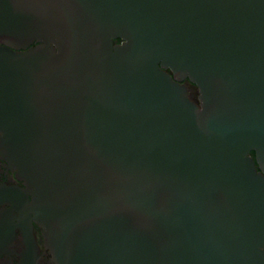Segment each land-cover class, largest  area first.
Masks as SVG:
<instances>
[{
	"label": "water",
	"instance_id": "obj_1",
	"mask_svg": "<svg viewBox=\"0 0 264 264\" xmlns=\"http://www.w3.org/2000/svg\"><path fill=\"white\" fill-rule=\"evenodd\" d=\"M0 42L57 264H264V0H0Z\"/></svg>",
	"mask_w": 264,
	"mask_h": 264
},
{
	"label": "flooded vegetation",
	"instance_id": "obj_2",
	"mask_svg": "<svg viewBox=\"0 0 264 264\" xmlns=\"http://www.w3.org/2000/svg\"><path fill=\"white\" fill-rule=\"evenodd\" d=\"M35 47L36 43L16 49L0 42V52L4 54L11 51L20 54ZM183 82L199 102L198 87L188 80ZM2 135L0 130V138ZM32 201L25 181L19 179L10 161L0 155V264H57L46 247L43 227L34 220Z\"/></svg>",
	"mask_w": 264,
	"mask_h": 264
}]
</instances>
